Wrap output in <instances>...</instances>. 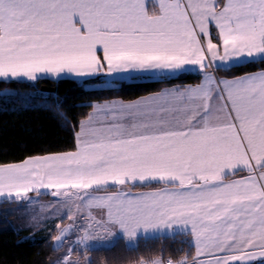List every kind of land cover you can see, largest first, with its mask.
Masks as SVG:
<instances>
[{
  "label": "snow or ice",
  "instance_id": "obj_1",
  "mask_svg": "<svg viewBox=\"0 0 264 264\" xmlns=\"http://www.w3.org/2000/svg\"><path fill=\"white\" fill-rule=\"evenodd\" d=\"M257 60L264 0H0V81L168 77L193 67L204 76L93 105L73 150L0 162V197L51 190L102 210L106 218H85L129 241L177 227L194 254L166 264H264V69L232 79L206 71ZM58 264H72L71 249Z\"/></svg>",
  "mask_w": 264,
  "mask_h": 264
},
{
  "label": "trees",
  "instance_id": "obj_2",
  "mask_svg": "<svg viewBox=\"0 0 264 264\" xmlns=\"http://www.w3.org/2000/svg\"><path fill=\"white\" fill-rule=\"evenodd\" d=\"M262 69L264 64L256 61L216 70V74L233 78ZM201 77L200 73H186L157 79H116L107 86H103L106 78L0 81V162L73 150L78 124L91 112L94 103L113 99L132 101L165 87L196 85ZM13 203L0 201V264H56L63 253V247L54 246L58 230L29 239L27 231H17L3 220L1 210ZM87 253L88 264H139L141 260L157 257L164 260L190 257L193 248L189 236L140 238L134 246L118 238L110 247L88 249Z\"/></svg>",
  "mask_w": 264,
  "mask_h": 264
},
{
  "label": "crops",
  "instance_id": "obj_3",
  "mask_svg": "<svg viewBox=\"0 0 264 264\" xmlns=\"http://www.w3.org/2000/svg\"><path fill=\"white\" fill-rule=\"evenodd\" d=\"M254 62H256V61H254ZM245 63H250V62L249 61H245V62H243L241 64H245ZM241 64H238V65H241ZM238 65H230L229 67L224 68L222 70L229 69V68H232V67L238 66ZM216 70L217 69L215 67H213L211 69H207L206 71H208L209 73L213 74L217 79H232V78L218 76L216 74ZM186 73H200L202 77H201V81L198 84H200V83L203 82V79H204L203 74L201 72H199V71H196L194 67H193V70H191L189 72H186ZM186 73H181V74H178L176 76H179V75H182V74H186ZM162 77L163 76H159V75H156V76H148V75H137V74H134V73H123V74H119V76H117L116 78H113V77H109L107 75H104L102 73V74H100L98 76H95V77H60V78L42 77L41 79H54V80L73 79V80H76V81H85V80H89V79H93V78H108L107 79V82H105L103 84V86H107V85H110L108 83L109 81L116 80V79L117 80H131L133 78L157 79V78H162ZM168 77H175V76H168ZM18 81H29V80H27V79H21V80H18ZM30 82H33V81H30ZM198 84H196V85H198ZM196 85L189 84V85H184V86H177V85H175V86H169V87L163 88L161 91L166 90V89H176V88H183V87L196 86ZM161 91H159V92H161ZM149 95H151V94H149ZM146 96H148V95H146ZM120 100H122V99H113V100H108V101H103V102H97V103H94L93 105H103L106 102L120 101ZM123 101H125V100H123ZM92 111H93V108H92V110H91L90 113H92ZM138 190H146V189H138ZM49 191H51V190H43V189L41 190V193H42L41 195H46V196H48V198H43V197L41 198L40 197L41 195L40 196H36L35 193H30L29 195L32 197V199L30 201H32V203L34 202L33 205L36 204L34 206L39 205V203L52 202L53 205L56 202L57 203H60V205L63 207V209H65L63 211V215L61 216V217H63V219L60 222V224L62 223L64 227L62 226L60 229H65V227H67L69 225L68 224V220L69 219L66 218L69 215V212H71L72 216L75 215L76 218L78 217L77 221L79 223V227L77 229H75V235H74V233H69L68 232V234L63 237L64 239L66 238L65 240L72 241V244L70 245L71 254H72L71 255V260L72 261L74 260V256L77 254V247L78 246H82V247H85V248H91L92 246H96V247L91 248V249H94V248H98V247H100V248L101 247H110L111 245H113V243L118 238H124L126 240L127 244L130 245V244H135L136 241L138 239H140V238H144V239H155V238H163V237L188 236V234L186 232L180 233L178 231L177 227H174L172 230H165L163 232H158V233H151L150 232L147 235H143L142 234V235H139L135 241H129L121 233V231L118 228H116V227H111L109 232H105V231H99V232H97V226L95 225V223H93L89 219H86L85 217H87L89 215V213H90L91 216L92 217H95L96 219L106 218L104 216V213L102 212V210H100L98 208H92L91 210H89L88 208H86L83 205V203L81 201H73L71 199V197H54L52 195L44 194V193L49 192ZM99 195H103V193H99ZM1 200H4V198L3 197H0V201ZM37 200L39 201L38 203H37ZM25 201H29V200H25ZM25 201H20V202L23 203ZM76 204H80V207L78 209L76 208ZM37 208L29 209V212H28L29 217L31 218L30 220H28V222L30 223V225H33L32 227L27 228V227L24 226L25 224L22 223V222L21 223L20 222H16L15 223L14 222V220H15L14 212L11 215V219H13V222H11V223L9 222V225L12 228H14L15 230H17V231H27L28 233H30L31 231H33V232H35L34 233L35 235L45 233V231H46L45 226L48 225V223H49L50 220L51 221L54 220V218L53 219H51V218L40 219L41 218L40 217L41 214L40 213H36L37 211L33 212ZM44 212L46 214L49 211L46 210ZM25 213H27V212L25 211ZM25 213H24V218L26 219ZM45 214H43V215L45 217H47L48 215H45ZM90 223L92 224V226H91L90 229H88V226H89ZM16 224H19V225L16 226ZM33 227H34V229H33ZM85 229H88L89 230V234L92 236V238L89 239V240H87V241H85V242H81L80 241V238H81V236H83ZM51 230L52 229H48V232H50ZM59 234L60 233L58 232V235ZM190 241H191V238H190ZM54 242H55V239H54ZM193 254H194V249H193ZM72 263L74 264V262H72Z\"/></svg>",
  "mask_w": 264,
  "mask_h": 264
},
{
  "label": "rangeland",
  "instance_id": "obj_4",
  "mask_svg": "<svg viewBox=\"0 0 264 264\" xmlns=\"http://www.w3.org/2000/svg\"><path fill=\"white\" fill-rule=\"evenodd\" d=\"M106 79H108V78H106ZM1 201H4V200H1ZM38 202L39 201L37 200V203ZM33 203H32V201H25L23 203L20 202V201H17L15 203H13L12 205H7L6 204L3 207V210H1V213H2L1 215H3V220L7 221L8 223L9 222L10 223L13 222V219H11V215L14 212V217H15L14 222L15 223L16 222H20V223L22 222V223L25 224L24 225L25 227H27V228L32 227L33 225H30V223L28 222V220L31 219L29 217L28 212H29V209H33V208H37L38 207L33 212L37 211L36 213H40L41 214V216H40L41 218L40 219H44V218L53 219L54 218V220H52V221L50 220L48 225L45 226V229H46L45 233L48 232V229H53V228L57 229L58 232L60 233V231L63 230V229H60L63 226L62 223L60 224V222L63 219V217H61V216L63 215V211L65 210L60 205V203L56 202L54 205H53L52 202L39 203V205H37V206H34L36 204L33 205ZM46 210H48L49 212L45 214L44 211H46ZM25 211L27 213H25ZM24 213H25V217H26L27 220L24 218ZM43 214L48 215V216L45 217ZM72 217H73L72 219L68 220V224L72 226L71 230H70L71 232L69 231V233H74V235H75V229H77L79 227V223L77 221L78 217L76 218L75 215L72 216ZM19 224H16V226L19 225ZM67 227H65V228H67ZM33 229H34V227H33ZM34 233L35 232L31 231L29 233L30 236H28V238L29 239L35 238L36 236H35ZM65 239L63 238L61 242H57L56 240L54 242V246L55 247H58V248L63 247V253H62L61 258L64 257L65 254L69 252L70 245L72 244V241L65 240ZM134 245L135 244H130V246H134ZM93 247H96V246H92L91 248H93ZM91 248H85V247H82V246H78L77 247V254L74 256V260L73 261L71 260V261L74 262V264H88V262L90 261V257H89V255L87 253V250L91 249ZM59 261H60V259H59ZM58 262L56 264H58ZM166 262L167 261L165 260V264H166Z\"/></svg>",
  "mask_w": 264,
  "mask_h": 264
},
{
  "label": "built area",
  "instance_id": "obj_5",
  "mask_svg": "<svg viewBox=\"0 0 264 264\" xmlns=\"http://www.w3.org/2000/svg\"><path fill=\"white\" fill-rule=\"evenodd\" d=\"M168 259H171V260H173V261H177V260H174V259H172V258H168ZM168 259H167V260H168ZM167 260H166V261H167Z\"/></svg>",
  "mask_w": 264,
  "mask_h": 264
}]
</instances>
